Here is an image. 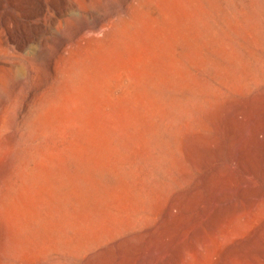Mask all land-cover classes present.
Instances as JSON below:
<instances>
[{"label": "rangeland", "instance_id": "1", "mask_svg": "<svg viewBox=\"0 0 264 264\" xmlns=\"http://www.w3.org/2000/svg\"><path fill=\"white\" fill-rule=\"evenodd\" d=\"M15 19L0 264H264V0H33Z\"/></svg>", "mask_w": 264, "mask_h": 264}, {"label": "bare ground", "instance_id": "2", "mask_svg": "<svg viewBox=\"0 0 264 264\" xmlns=\"http://www.w3.org/2000/svg\"><path fill=\"white\" fill-rule=\"evenodd\" d=\"M32 1L31 0H10V2H12L11 6L13 8V10H11L10 14L13 16L12 17L13 20H9L8 17L1 16V15L4 14L2 12V9H5V7H4L5 1L4 0H0V5L2 6L1 7L2 9H0V38L4 37V35H6V33H10L11 30H13L14 28H17L16 19H15L17 12L19 11V9L22 8L24 3H26L31 8ZM24 13H25V11H24ZM9 17H11V16H9ZM27 17L31 20L33 18L32 13L29 12L27 14Z\"/></svg>", "mask_w": 264, "mask_h": 264}]
</instances>
